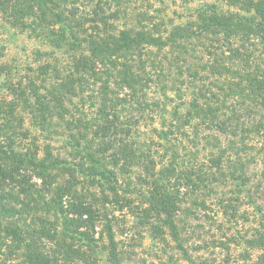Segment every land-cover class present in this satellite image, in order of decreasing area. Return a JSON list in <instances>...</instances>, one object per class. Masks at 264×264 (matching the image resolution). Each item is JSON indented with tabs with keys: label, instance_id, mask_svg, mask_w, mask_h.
Listing matches in <instances>:
<instances>
[{
	"label": "trees",
	"instance_id": "trees-1",
	"mask_svg": "<svg viewBox=\"0 0 264 264\" xmlns=\"http://www.w3.org/2000/svg\"><path fill=\"white\" fill-rule=\"evenodd\" d=\"M86 1L0 0L35 43L0 68V264H124L126 215L189 259L175 219L211 207L264 264V0Z\"/></svg>",
	"mask_w": 264,
	"mask_h": 264
},
{
	"label": "rangeland",
	"instance_id": "rangeland-1",
	"mask_svg": "<svg viewBox=\"0 0 264 264\" xmlns=\"http://www.w3.org/2000/svg\"><path fill=\"white\" fill-rule=\"evenodd\" d=\"M96 1L86 2L92 5ZM205 2H218L224 6L223 0H163L170 10L179 13L184 9L183 6L189 5L193 9ZM127 4L134 8H144L151 4L162 9V0H128ZM188 12H185V15ZM0 27V31L7 28L1 20ZM34 48L35 43L24 36L8 37L4 33L1 34L0 68L8 70L9 66H17L18 70H22L21 75L24 74L26 65L35 63ZM2 80L0 78V122L10 106V92L6 89L8 81L3 83ZM16 115L23 119L22 130H33L26 119L27 115L20 110ZM132 219L130 215H126L118 221L117 241L123 252L124 264H249L240 238L250 230V222L242 219L237 222L230 220L213 207L199 210L195 215L180 212L175 219L180 242L189 259L170 235H166L163 240L153 239L148 230L135 226ZM257 255L258 252H255L252 259L256 260Z\"/></svg>",
	"mask_w": 264,
	"mask_h": 264
}]
</instances>
